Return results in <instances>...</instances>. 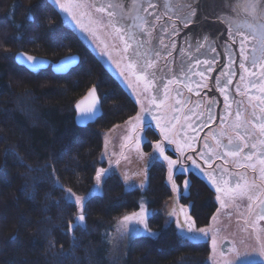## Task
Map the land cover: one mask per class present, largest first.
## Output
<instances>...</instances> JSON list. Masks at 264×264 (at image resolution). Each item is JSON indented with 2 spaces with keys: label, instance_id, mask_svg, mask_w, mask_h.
Returning <instances> with one entry per match:
<instances>
[{
  "label": "trees",
  "instance_id": "trees-1",
  "mask_svg": "<svg viewBox=\"0 0 264 264\" xmlns=\"http://www.w3.org/2000/svg\"><path fill=\"white\" fill-rule=\"evenodd\" d=\"M19 50L51 62L70 53L80 60L62 75L47 68L30 72L15 62ZM92 85L102 114L79 127L74 104ZM137 110L51 2L0 0V264H209L208 241L180 235L175 218L164 209L172 193L163 159L152 157L145 164L142 191L126 190L119 174H108L101 192L88 196L82 222L81 210L64 200L69 189L80 196L90 189L96 169L105 165L100 159L104 134ZM145 136L156 140L149 127ZM190 181V193L180 187L179 201L194 205L190 214L202 226L217 203L207 183L196 177ZM141 196L156 235H135L113 251L114 225L140 212ZM78 223L84 228L69 231Z\"/></svg>",
  "mask_w": 264,
  "mask_h": 264
},
{
  "label": "flooded vegetation",
  "instance_id": "flooded-vegetation-1",
  "mask_svg": "<svg viewBox=\"0 0 264 264\" xmlns=\"http://www.w3.org/2000/svg\"><path fill=\"white\" fill-rule=\"evenodd\" d=\"M172 1L173 4H175L176 2V6L180 9L175 10L178 14L183 16V14L187 13L186 9L181 8L184 0ZM97 2L98 4H96V6H106L109 4L112 5L114 0H98ZM149 2L150 0H130V10L123 7L116 9L117 16L118 14L120 16H123L124 20H122L121 22L123 27L127 29L130 34L134 33L136 35L137 41H139V44L143 45V47H140V52L142 55L145 53L143 52L145 42L149 45L151 50L146 52L149 57H152L153 53H155L154 47L161 49L165 47V43L162 39L156 40L154 45L152 44L153 39L150 37L151 30H149V26L152 23L153 16L160 17V20L165 19V21L169 23L170 28H168V33H165L163 35L164 39H166L169 43L177 42V49L175 47L177 52L174 53V49L172 53L166 54L167 58L170 57V63L167 61L168 64H166L165 66L164 64L159 62L158 59H156V63L158 64L160 70L157 71L156 78L153 82L156 86L159 87V91H156L154 88L148 92V95L151 97L156 96L157 99L154 105L150 98L149 105L148 107H146L147 111L140 108V114L146 116V118L149 117V119L152 120L148 121L149 123H157V120L152 118L154 116L158 117L159 122L162 124H164L167 119L169 121H172V125L167 130L169 135H171L172 140L174 141V143L168 144L167 146V148L169 149L168 152L170 153V157L172 159L180 158L183 161L185 167H188L191 164V161L184 160V157L181 156V153L177 151V145H180L184 148V155H191L193 159H196L197 163L201 165V169L205 170L204 173H211L215 177V180L219 183L220 187L231 190L228 192H217L218 196H220V199L216 206L219 211H224L228 216V214L238 212L241 209H245V207L249 205L250 200L252 204L254 202H257L262 210V208H264V204L261 203V201H264V173L261 172V169H264V164H261V159H264V137H261L260 133L252 132L251 129L246 128V125L248 126V120L253 122V124L258 123V119H256V121L253 120V115H259L257 118H262V113L260 112L261 108L255 111L253 107L250 108L251 106L248 104V107H245L244 109H234L233 114H231L228 110L225 111V106H222V101L220 102L216 98H214V96L217 97V95L212 91V82L209 81L211 71L208 70L207 64L204 63L206 61V58L207 61H212L217 58V56H215L214 54H211L209 56V54L212 53V47L208 48L209 41L207 38V30L204 34L203 32L198 31L196 35H192V32H189L188 29L187 31H184L180 24L181 21L179 22L178 18L170 15L171 10L173 9L161 10V8H159V5H157L156 3L157 0H151V3H153L155 7L147 8V10L145 11L144 9ZM178 2H180V5L177 4ZM125 7H127V5ZM202 9L203 11H205V7H202ZM137 16L144 17L149 21V23L143 25V28H145L148 33L144 32V29L143 31L141 30L140 33L138 31H135L137 29H140L137 27H134L133 29L130 28L132 25H136ZM169 17H171V19H169ZM175 24H179L183 32L176 31V33L173 34L172 26ZM178 33H181V36H178ZM199 34H203V37L205 38L201 39V36H199ZM159 38L162 37H158V39ZM117 40L121 41L118 37ZM161 41H163V43H161ZM182 41H185L187 43L186 48H184V46L182 45ZM216 49L220 52L221 61L215 66L219 67L225 63H229L228 65L230 66V70L232 72L234 70L233 65L235 64V66H238L237 64L239 62H237L236 59L234 61H230V59L228 58V60L224 59L225 57L222 55V46H220V48L217 47ZM178 55H184L189 58L188 64L184 68H182V63H180V61H174V59H172L173 57L177 58ZM124 56L125 61H128V57L126 55ZM195 63L197 64L196 69L194 68ZM188 65H191V67H188ZM212 65L214 64L211 62V66ZM186 68H189V73L191 75L193 73L192 79H189L187 81V76H185L182 81H176L178 79V72H182ZM224 69L225 68H222V70ZM194 70H200L204 73V75L201 76L196 72L194 74ZM183 73L185 74V71H183ZM129 74L132 76L133 80H135L136 84L138 83L139 85L144 87L143 82H137L136 76L134 74ZM214 74L215 76H217L216 73ZM217 78H219V76H217ZM222 78L224 81L226 80V75L224 73L220 78L221 81ZM206 79L209 82L207 92L208 94L203 92L196 93V89H191V91H189L190 87H192L191 85H200V83L202 82L205 83L204 80ZM226 82L227 81H225L221 87V90H225L222 95L225 94L227 90L224 88ZM164 85H167V96H165L164 94ZM171 89L175 90L176 95L171 94ZM228 94L229 102L227 101V103H230L234 101V98L231 99V97L235 93L229 91ZM222 95L220 96L219 100H221ZM168 97H171V99L174 100V108H179L180 111H175L171 115V113H169L170 109L163 107V105L167 102ZM235 98H237V96ZM244 100L245 102L249 101L247 98H245ZM177 101H181L182 103L180 102L178 104ZM157 107L159 109L156 110ZM209 107H211V120L208 119ZM214 108H216V110L221 108V115L218 116V119H216L220 126L215 125ZM197 109H199L200 111L197 112ZM245 109H247V112H245ZM143 110L146 111V113H144ZM149 111H151V115H148ZM237 112H239L240 114L239 119H237ZM245 113L250 115L251 119L248 118L246 120V116L243 117ZM168 115H171V118H167ZM173 117H175V119H173ZM205 121H207V124H205ZM198 124L202 125V129ZM237 124H239L240 127H235V125ZM153 128L151 129L155 131L157 135L161 133L157 132L159 129L158 127L154 126ZM235 130H237L239 133H234ZM214 133L216 135H213ZM238 136H244L246 137V139L241 141L237 139ZM229 138L233 139L235 144H238L242 149L236 156L226 154L228 152V149H232L228 145ZM185 140H187L188 143L191 144V148L185 145ZM245 144H247V147L244 146ZM253 144L256 145L255 148L252 147ZM205 145H208V147H205ZM225 150H227V152H225ZM205 152L208 153V155L211 157L209 161L212 165L211 167H209L208 164H205L204 161L200 158V154ZM249 155L251 156V159L248 158ZM258 157H260V159H257ZM230 158L232 159V161H228L227 163L226 160ZM218 164L220 166L219 168L216 167L218 166ZM244 165L245 167H247L246 169L242 168V166ZM247 169L250 170L252 175L255 174L256 179L253 177L252 178L254 180L248 179L246 181L245 179H241V174L245 173ZM196 170L201 171L200 169ZM216 174H219V177L223 175L221 176L222 182L219 181V178V180L216 179ZM178 176H183V179L191 180L190 177H192L193 175L184 173L183 175L178 174ZM237 185H239V187H237ZM216 187L214 186L215 190ZM227 209H230V211ZM261 221L262 220H260V222Z\"/></svg>",
  "mask_w": 264,
  "mask_h": 264
},
{
  "label": "rangeland",
  "instance_id": "rangeland-1",
  "mask_svg": "<svg viewBox=\"0 0 264 264\" xmlns=\"http://www.w3.org/2000/svg\"><path fill=\"white\" fill-rule=\"evenodd\" d=\"M48 1L56 7L63 23L78 34L82 42H84L91 51L97 55L98 60L104 65L109 74L113 75L120 83V86L124 87L127 93L134 97L133 99L135 102H138V107L146 110L151 96L148 95V92H144L141 85L135 83V80H133L132 76L129 74L130 72L125 69L126 61L124 57L119 53L115 44L112 43L111 39L104 31L101 21L98 20L90 0H72L74 4L81 5L79 8H73L71 10L76 16V19H73L71 15L63 12L58 5L55 4L54 0ZM61 2L67 3L68 0H61ZM117 65H119V67ZM47 69H49L53 75H56L51 70V67H47ZM157 109L159 108L157 107L156 110ZM146 111L143 110L144 113H146ZM138 114L141 115L140 109L137 110L136 114L125 120L124 123L115 124L106 131L102 140L103 146L100 152V159L105 165L97 168L96 172L103 168L107 171V175L117 173L119 174L126 190L136 188L142 191L147 185L145 164L149 163V159L152 157L155 159H163L162 157H159L158 153L154 152V145L157 141L162 140L163 134L160 133L157 135L154 131L156 140L150 141V139H147L145 136L147 129L145 130L143 124L138 125L133 119ZM141 116L145 118V123L149 124L150 128L156 126V122H148L152 121L149 117L146 118V116ZM167 121L168 119L164 123ZM160 124L163 125L162 123ZM167 146L168 143L165 141V155L170 156ZM146 148H149L148 151ZM166 169L168 171V167ZM96 172L94 173L95 176ZM95 176L90 189L81 196L74 193L73 200L75 197L84 198L101 192V183L106 176H103L99 182L96 181ZM182 177L183 176H178V173L174 170L173 179L177 185L178 191H173L172 182L169 181L168 172H166V182H168L171 187L172 196L165 202L164 209L166 208L170 213L174 210L173 200H180V187L184 189L183 181L186 179H183ZM177 178L180 180L176 181ZM179 182L181 183L178 184ZM249 202V205L243 210L241 209L238 212L228 214V216L224 211V215H218L214 212L205 225H202L201 227L195 225L193 229L197 234L201 228L205 231L209 230L204 237H195L189 234L185 229L183 232H180L178 228L177 230L180 235L187 236L188 238L191 237L190 239L192 240L208 241L210 246V253L208 256L209 264H244L245 261L260 262L264 264V220L260 222L259 214L261 213V210L252 204L251 201ZM138 205L145 208V198L143 196L139 198ZM76 206L80 211V205L76 204ZM227 210L230 211V209ZM171 216L172 218H175L176 215ZM122 221L123 217L116 222L109 239L111 240V249L113 251H118L120 246H122L128 238L136 235L131 231L133 228H139L141 229V233H143V225L137 224L135 221L123 225ZM217 227L219 228V232L218 234H215L214 230ZM69 231L72 232L71 228ZM223 239L231 240L235 248L234 252H222L220 244ZM213 241H215V244H213Z\"/></svg>",
  "mask_w": 264,
  "mask_h": 264
},
{
  "label": "water",
  "instance_id": "water-1",
  "mask_svg": "<svg viewBox=\"0 0 264 264\" xmlns=\"http://www.w3.org/2000/svg\"><path fill=\"white\" fill-rule=\"evenodd\" d=\"M97 1L98 0H90L92 7L94 5L96 6V4H98ZM127 2H128V4H127ZM156 3H157V5H159V8H161V10L173 9V10H171L170 15L178 18V20L180 22V17H182V15L178 14L175 11V10H180L176 6V2H175V4H173L172 0H157ZM248 3H249V0H200L201 9L198 10V13H197L199 22L197 23L194 21L193 23H190L187 26H185L183 23L180 22L184 31H187V29L191 30L189 32H192V35H196V33L198 31L203 32V34H204L205 31L207 30V38L209 41L208 42V48L212 47V53H210L209 56L211 54H214L215 56H217V58H215L214 60H212V61L210 60L214 65L211 66L209 81L212 82V91L214 93H216V95L218 97L217 98L216 96H214V98H216L220 102L222 101V103H223L222 106H225V103H226L225 95H227V97H228L227 101L229 102V94H228L229 91L232 93L233 92L235 93L231 97V99L234 98V101L227 103L229 105L228 111H230L231 114H233L234 109H236V108L244 109L245 107H248V104L251 106L250 108L253 107V109L255 111L260 109V108H264V104L260 103L261 100H264V91H262V89H264V69L261 68L259 63H257V65L255 67L252 66V57L254 55L257 57L260 56V51H259L260 46H259L257 40L253 39L254 35L258 34V30L254 31V29H256L257 24L264 23V21H260V20L253 18L251 11L246 7V5ZM177 4L180 5V2H178ZM112 5L114 7L109 9V10L114 11L116 13H117V10H116L117 8H120V7L121 8L123 7L125 9L131 8L130 0H114ZM126 5H127V7H125ZM202 7H205V11H203ZM93 10L95 11V7H93ZM186 14H183V16H185ZM96 15L98 17V20L101 21V24L103 26L104 31L107 33V35L111 39L112 43L115 44L119 53H121V55L125 59V56H124L125 53L123 52V42L117 40L115 33L113 32L112 28L109 26L107 12H104V13L96 12ZM120 17L121 16L118 14L117 19L121 23L122 20H124V19H120ZM154 17H158V16L152 17V23L149 26V30H151L150 37L153 39V41H152L153 45L156 42V40L162 39L164 41L165 45L168 46L167 48L163 47L164 49L154 47L155 53L157 51L160 52V57L157 58L158 61L166 66V64H168V62L169 63L171 62L170 57L167 58L166 54L173 52V50L175 49V47L177 45V42L169 43L166 39H164L163 35L165 33H168V31H169L168 28H170L169 23L166 22L165 19H163V20L154 19ZM250 24L253 26L252 28H249ZM161 26H163V31H161ZM174 26L176 27L177 32L178 31L183 32L182 28H180L179 24H177V25L175 24ZM134 27H135V25H132L130 28L133 29ZM143 29H144V32H147V30H145V28H143ZM135 31H138L140 33L141 29H137ZM203 34H199V36H203ZM178 36H181V33H178ZM243 36H247V42L245 44L246 55L248 57L247 60L243 59V56L241 55V51H240V49H241L240 40L242 39ZM158 37H162V38L158 39ZM147 39H148V37H147ZM182 45L184 46V48H186L187 43L185 41H182ZM220 46H222V48H223L222 55L225 57L224 59H226V60L230 59V61H234L236 59V61L239 62L237 64L238 66H235V64L233 65L234 70L231 72L233 74L230 76L226 75L227 73H229V71H231L230 66L228 65L229 63L228 64L225 63L219 67L215 66L221 61L220 52L216 49L217 47L220 48ZM254 48L256 49V51L253 50ZM176 49H177V47H176ZM176 49L174 50L175 51L174 53L177 52ZM147 51H151V50H150L149 45L145 42L143 52H147ZM155 53H153L152 57L155 56ZM29 56L33 57L32 61H27V57H29ZM13 58L15 59V62L18 65L22 66L23 68H26L30 72H35V70H44L49 66V67H51V70L56 75L57 74H59V75L66 74L71 68L75 67L79 63V60H80V56L77 54H67V55L57 59V61L51 62L49 60V58H47V57H42V56L35 55V54L32 55V54H30L24 50L23 51L19 50V51L15 52L13 55ZM172 59H174V61H180V63H182L181 64L182 68H184L188 64L189 58H187V56H184V55H178L177 58L173 57ZM19 60H23L24 63H20ZM205 60H207V58ZM127 62L128 61H126V63ZM199 62H200V60H199ZM199 62H197V63H199ZM242 62L244 63L247 71H245L243 68L240 67V64ZM196 65L197 64L195 63V65H194L195 69L197 68ZM188 67H191V65H188ZM222 68H225V69L222 70ZM183 71H185V74L183 73ZM183 71L178 72V79L176 81H179V82L182 81V79H184L185 76H187V81L189 79H192L193 73H192V75L189 73V68H186ZM193 72H194V74H195V72L200 74L202 71L194 70ZM214 73H216V75L219 76V78H217V76H215ZM223 73L226 75L225 81H227V82H226V85L224 86V88L227 90H226V93L222 95V93H224V91H225V90H221L222 84L225 82L223 80V78H222V81L220 80ZM241 77H243V79H241ZM229 80L231 81V83H228ZM204 82L205 83H203V82L200 83V85H195V84L191 85L192 87H190V89H196L195 90L196 93H200V92L207 93L208 87H209V82L207 81V79L204 80ZM93 88H95V94H94V96H89V92ZM171 90H170V92H171ZM171 94L176 95L175 90H172ZM221 95H222L221 100H219ZM236 96H237V98H235ZM245 98H247L249 101L245 102V100H244ZM93 99H95L97 101L96 108L94 110L95 114L92 115L90 118H83L82 119V113H81L80 109L77 108V105L78 104L81 105V108L86 107L88 104H90L93 101ZM171 100H172L171 97H168L167 102L163 105V107L170 109L169 113H171V115H172L175 111H178V110L180 111V109L179 108L175 109L174 105H173L174 100H172V101ZM195 101H197V100H195ZM180 102L181 101H179V103ZM235 102H238V103L240 102V103L238 104ZM74 110L76 111L74 120L76 121V124L79 127L86 126L88 124H92V122H94L99 116H101V114H102L101 99L98 96V92H97L96 87L91 86V88L84 95L80 96V98L74 104ZM248 110H250V109H248ZM198 111H200V110L197 109V112ZM245 112H247V109H245ZM260 112H261V109H260ZM214 114H215V125L220 126L218 124V122L216 121V119H218L219 118L218 116L221 115V108H219L217 110H216V108H214ZM171 115H168L167 118H171ZM245 116H246V120L248 118L251 119L250 115H248L247 113H245V115L243 117H245ZM258 116L259 115H255V116L253 115L252 116V117H254L253 120L256 121ZM244 122H245V119H244ZM247 124H248V126L246 125L247 129H251L252 132L259 133V128L258 127L254 128L253 122L248 120ZM199 126L202 129V125H199ZM234 133L238 134L239 132L237 130H235ZM231 150L232 149H228V151H231ZM225 152H227V150H225ZM257 159H260V157H258ZM228 161H232V159L231 158L227 159L226 162L228 163ZM245 165L242 166V168L246 169L247 167H245ZM216 167L219 168L220 167L219 164ZM217 175L219 176V174H217ZM221 176H223V175H221ZM221 176H220V178H221ZM252 177L255 178V174L252 175L250 170H248V169L245 171V173L241 174V179H245L246 181L248 179L254 180ZM175 201L176 200H174V203H175ZM253 204L259 210H261V207H259L257 202H254ZM176 206H177L176 209H178L179 208L178 204H176ZM200 235H202V233ZM226 246L227 245H225V243H222V250L223 251L227 250Z\"/></svg>",
  "mask_w": 264,
  "mask_h": 264
},
{
  "label": "snow or ice",
  "instance_id": "snow-or-ice-1",
  "mask_svg": "<svg viewBox=\"0 0 264 264\" xmlns=\"http://www.w3.org/2000/svg\"><path fill=\"white\" fill-rule=\"evenodd\" d=\"M54 2L56 5H58V7L63 12L71 15L73 19H76V16L72 13L71 10L73 8H79L81 5L74 4L72 0H68L67 3H62L61 0H54ZM93 7H95V11L98 13L107 12L109 26L112 28L116 36L123 42V52L128 57V62L125 65V69L128 72L136 76L137 82H143L144 92H149L154 88L156 91H159V87L156 86L153 81L156 78L157 71L160 70L158 64L156 63V59L160 57V52L157 51L154 57H149L146 52L142 55L140 52V47H143V45L139 44V41H137L136 39V35L134 33L130 34L129 31L125 29L123 25L120 23V21L117 19V13L109 10L114 7L113 5L111 4L106 5V6L105 5H100V6L94 5ZM154 7L155 5L151 3V0H150V2L147 4L144 10L146 11L147 8H154ZM246 7L251 11L254 19L264 21V0H249V3L246 5ZM181 8L187 10V14L185 16L180 17L181 23L187 26L188 24L193 23L194 21L197 23L199 22L197 13H198V10L201 9L200 0H184V2L181 5ZM29 19H31V16H29ZM120 19H123V17L121 16ZM154 19H159V17H154ZM169 19H171V17H169ZM136 21L137 23L135 27L140 28L142 31H143V25L149 23L148 20H146L144 17H141V16H137ZM252 27L253 26L250 24L249 28H252ZM257 30H258V34L254 35L253 39L257 40L260 46L259 47L260 56L257 57L254 55L252 57V66L255 67L257 63H259L261 68L264 69V23L257 24L256 29H254V31H257ZM161 31H163V26H161ZM176 31L177 29L173 25L172 33L175 34ZM204 38L205 37L201 36V39H204ZM246 42H247V36H243L242 39L240 40V45H241L240 51H241V55L243 56L244 60L248 59L246 55V49H245ZM161 43H163V41H161ZM167 47L168 46L165 45V48ZM253 50L256 51L255 48ZM32 60H33V57L31 56L27 57V61H32ZM19 62L24 63L23 60H19ZM204 63L207 64L208 70L210 71L211 62L206 60ZM117 66L119 67V65ZM240 67L243 68L245 71H247L243 62L240 64ZM232 74L233 73L229 71V73H227L226 75L230 76ZM200 75L203 76L204 73L201 72ZM241 79H243V77H241ZM228 83H231V81L229 80ZM189 91H191V89H189ZM262 91H264V89H262ZM94 94H95V88L90 90L89 96H94ZM164 94L165 96H167V85H164ZM156 99H157L156 96L151 97L152 103L154 105H155ZM227 100H228V97L227 95H225V101H226L225 111H227L229 108V105L227 104ZM177 103H179V101H177ZM260 103L264 104V100H261ZM96 104H97V101L93 99V101L90 104H88L86 107L81 108V105L79 104L77 105V108L80 109L82 113V119L90 118L92 115L95 114L94 110L96 108ZM261 113H262V118H257L258 123H255L253 126L258 127L260 136L264 137V108H261ZM148 115H151V111H149ZM239 115H240L239 112H237V119H239ZM152 118L157 120L156 127H159L161 129V133L163 134L162 140L157 141L155 143L154 152L158 153L159 157H162L164 161H167L168 179L169 181L172 182L173 191H178L177 185L173 179L174 170L176 173L183 175L184 173H192L195 169H200L201 171H203V169H201V165L197 163V160L193 159L191 155H187V156L184 155V148L181 147L180 145H177V151L181 153V156L184 157V160L191 161V164L188 167L184 166V163L180 158L172 159L170 156L165 155V141L168 144L174 143L171 135H169L167 131L172 125V121H167L166 123L161 125L158 117L154 116ZM133 119L137 122L138 125L143 124L145 130L149 127V124L145 123V118L142 117L141 115L138 114ZM173 119H175V117H173ZM208 119L209 120L212 119L211 107H209ZM205 124H207V121H205ZM235 127L238 128L240 127V125L237 124L235 125ZM213 135H215V133ZM237 139L243 141L246 139V137L238 136ZM184 143L185 145H187V147L191 148V144H189L187 140H185ZM228 145L232 148V150L228 151L226 153L227 155L236 156L242 150L240 146L238 144H235V142L231 138H229L228 140ZM244 146L247 147V144H245ZM205 147H208V145H205ZM252 147L255 148L256 145L253 144ZM200 158L204 161L205 164H208L209 167L212 166L211 163L209 162L211 157L208 155V153L206 152L201 153ZM248 158L251 159V156L249 155ZM261 164H264V159H261ZM261 172L264 173V169H261ZM106 175H107V171L101 168L97 170L95 179L97 182H99L101 178ZM205 175L210 176V178L213 179V182L217 183L215 180V177L211 173H205ZM183 183H184V191L190 193L191 181L184 180ZM55 186L62 188V186L58 182L56 183ZM237 187H239V185H237ZM216 191L217 192H228L231 190L224 189L220 187L219 183H217ZM73 197H74V193H72L71 189H69L67 190V193L64 196V200L67 203H75L77 205H80L81 214L78 217V221L82 222L85 220L83 211H84V207H85L88 197H84V198L75 197L74 200H73ZM217 199H219V197H217ZM261 203L264 204V201H261ZM193 207H194L193 204L188 205V209H191ZM188 209H186L184 206H180L178 209H175L173 210L172 213H170V215L177 216L176 224L180 232H183L185 228H187V230L191 232L192 229L194 228L195 220L192 219V216L189 214ZM145 216H146L145 209L143 208V206H141L140 212L133 213L132 215H129V216H124L122 224L127 225L129 222L135 221L137 224L143 225V234L148 235V236H155L156 234L153 233L149 229ZM259 219L264 220V208H262L261 213L259 214ZM72 227L84 228V225L78 223L76 225H70V228ZM131 231L135 233L136 235L141 234V229L139 228H133ZM199 232L206 235V232L203 228L199 229ZM213 244H215V241H213ZM244 264H253V262L245 261Z\"/></svg>",
  "mask_w": 264,
  "mask_h": 264
},
{
  "label": "bare ground",
  "instance_id": "bare-ground-1",
  "mask_svg": "<svg viewBox=\"0 0 264 264\" xmlns=\"http://www.w3.org/2000/svg\"><path fill=\"white\" fill-rule=\"evenodd\" d=\"M53 5V4H52ZM54 6V5H53ZM84 43V42H83ZM85 44V43H84ZM93 53V52H92ZM70 54H77V53H70ZM94 54V53H93ZM77 55H79V54H77ZM80 56V55H79ZM95 56L97 57V55L95 54ZM97 59H98V57H97ZM50 60V59H49ZM126 63V62H125ZM127 64V63H126ZM104 66V65H103ZM49 67V66H48ZM118 82V81H117ZM119 83V82H118ZM120 84V83H119ZM136 94V93H135ZM130 95V94H129ZM137 95V94H136ZM135 95V96H136ZM132 98H134L132 95H130ZM134 100V99H133ZM135 101V100H134ZM136 105H137V107H138V102H136ZM138 109H140L139 107H138ZM159 128V127H158ZM157 132H161V129L159 128L158 129V131ZM160 134V133H159ZM167 164V163H166ZM167 166V165H166ZM205 170H203V171H197L196 169L193 171V173H188V174H192L193 176L192 177H196L198 180H200V181H203V182H205V183H207L208 184V186L210 187V189H211V191H213V193H214V195H213V199H214V202H216V203H218V201H219V199H220V196H218V193H217V191L214 189V186L216 187V185H217V183H214L213 182V179H211L210 178V176H208V175H205ZM188 177H190V176H188ZM192 177H190V178H192ZM220 180H219V179ZM216 179L217 180H219V181H221L222 182V180H221V178L216 174ZM217 197H219V199H217ZM174 200H176L175 201V203L176 204H178V206L180 207V206H184L186 209H188V205L189 204H182V203H180V201H178L177 199H174ZM174 200H173V208H174V210L176 209V204L174 203ZM188 211H189V214H190V209H188ZM214 212H216L218 215H224V212L222 211H219L218 210V208L216 207L215 208V210L212 212V213H214ZM191 215V214H190ZM193 219V218H192ZM177 220V216H175V221ZM195 226V225H194ZM198 227H201V226H198ZM185 230L189 233V234H191V235H193V236H198V237H204L205 236V234H202V235H200L201 233L199 232L198 234L197 233H195L194 232V229H192V231L191 232H189L188 230H187V228H185ZM207 231H209V230H206L205 232L207 233ZM218 232H219V228L217 227L215 230H214V233L215 234H218ZM222 243H225V245H227L226 247H227V250L226 251H223L222 250ZM221 250H222V252L223 253H229V252H234V250H235V248H234V245L232 244V242H231V240H227V239H223L222 240V242H221ZM209 253H210V250H209ZM262 264V263H261Z\"/></svg>",
  "mask_w": 264,
  "mask_h": 264
}]
</instances>
